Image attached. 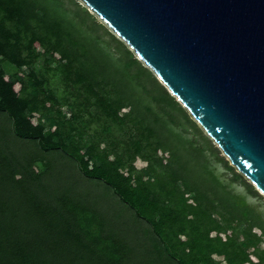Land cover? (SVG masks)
I'll return each instance as SVG.
<instances>
[{
	"label": "trees",
	"instance_id": "1",
	"mask_svg": "<svg viewBox=\"0 0 264 264\" xmlns=\"http://www.w3.org/2000/svg\"><path fill=\"white\" fill-rule=\"evenodd\" d=\"M41 57L45 67L60 73L65 89H74L76 101L47 93V79L34 68ZM2 62L18 71L6 73ZM63 105L73 109L69 117L62 115ZM0 112L9 118V131L34 140L43 152L60 151L81 177L108 185L121 204L112 213L84 192L61 188L55 201L35 199L32 207L51 234L44 236L28 233L22 207L0 203V264H124L127 252L113 247L115 236L107 231L119 232L128 219H114L129 209L174 264H264V218L228 189L208 156L255 197L253 184L202 135L187 109L128 45L76 0H0ZM95 119L106 125L84 142L81 124ZM113 124L125 140L112 139ZM188 129L195 138L186 136ZM9 149L0 140V153ZM136 157L145 161V171L137 172ZM35 159L41 158L33 164ZM35 168L21 170L24 190L47 172Z\"/></svg>",
	"mask_w": 264,
	"mask_h": 264
},
{
	"label": "water",
	"instance_id": "2",
	"mask_svg": "<svg viewBox=\"0 0 264 264\" xmlns=\"http://www.w3.org/2000/svg\"><path fill=\"white\" fill-rule=\"evenodd\" d=\"M264 194V0H81Z\"/></svg>",
	"mask_w": 264,
	"mask_h": 264
},
{
	"label": "rangeland",
	"instance_id": "3",
	"mask_svg": "<svg viewBox=\"0 0 264 264\" xmlns=\"http://www.w3.org/2000/svg\"><path fill=\"white\" fill-rule=\"evenodd\" d=\"M76 1L83 7L87 8V6L81 0H76ZM87 10L92 15H94L95 18L100 23L106 26V24L102 20H100L97 15L92 13L88 8ZM109 31L112 32V30L110 29ZM112 33L116 35L114 32ZM116 37L119 38L117 35ZM132 52L135 54L134 51ZM135 56L137 58L136 54ZM143 65L145 64L143 63ZM51 66L55 67L54 64H52ZM1 67L5 69L6 73L11 75L18 71L13 64H10L8 62H2ZM34 68L35 71L39 73L40 79L41 78L47 79V82L44 84L43 87L47 88L48 94L54 92L55 96L59 99L68 97L71 102L76 101L77 96L76 93L73 91L74 89L73 88L65 89L60 78V73L54 74L52 68L45 67L42 57L35 61ZM21 70L24 71L25 74H27L29 71V69L26 67H23ZM39 96L43 97L44 94L40 93ZM90 111L92 112V114L95 113L94 108H91ZM72 112H73L72 108H70L67 105H63L62 115L65 118L69 117ZM82 114L84 120L88 122V120L90 119L89 113L83 111ZM47 119L48 116L44 115L42 120L45 122L47 121ZM85 121L83 123L81 122L82 123L81 125L85 126L84 128L81 127V132L84 142H86V140H88L91 136H94L95 129H97L98 131H103L102 129L106 125V123L103 120L95 119L90 123H86ZM76 124L80 126L79 123ZM197 125L200 132L202 131L201 132L202 135L204 137L210 138L198 123ZM112 126H113L112 139L117 138L118 140H125L126 136H124L122 131L118 129V126L116 124H113ZM9 127L10 124L7 114L4 112H0V140L4 141V143L7 144L10 148L9 151L1 150L2 152L0 153V203L10 204L15 207L16 206L22 207L21 212H24V216L28 222L27 224H29L28 233L37 232L40 235L45 236L47 234V236H51V234L48 232L45 226H42L43 225L42 220L39 216L40 211L35 212V210H33L32 207H34L33 205L35 204L34 203L35 199H38L37 202H41V203L45 202V200L49 201L51 199L55 201V199H57V196L60 195L61 188H67L68 190L70 189L69 191L71 192L72 191L82 192V193L84 192L85 196H88L90 198V201L95 202L97 204L101 203L104 209L106 206L110 209L109 210L107 208L105 209V211L109 210V212L113 213L116 210H118L116 209L118 208L117 207L118 205L121 206L118 197L114 194V192L110 189L108 185H106L105 183L104 184L94 183V181L90 179L87 180L84 177H81L80 176L81 171L76 170L75 167L76 164L74 165L71 159L68 158L66 155H64L58 150H49L47 152H43L40 150V148L38 147L37 143L34 140L24 139L16 136L13 133V131L11 130L9 131ZM186 136L188 138H192V137L195 138V134H193L189 129L187 130ZM198 140L202 143V140L200 138ZM212 143L218 148V146L215 144L213 140ZM121 144L118 145L119 151H121L122 148ZM164 155L166 156L167 153H164ZM207 155L209 154L207 153ZM220 155L224 157L225 160L228 161L230 166L234 167L221 150H220ZM42 156H44V159H42ZM37 157L41 159H35L33 164V159ZM6 158H9V160L11 159L12 162L6 160ZM47 159L49 160L48 171L45 166L48 163ZM208 159H209L210 167L213 168L214 172L227 185L228 189H230L234 193L244 196L246 198L247 203L250 204L254 209H256V211L259 212L261 216L264 218V194L261 193L253 185L254 190L258 192V196L255 197L250 196L249 194H247L245 188L242 185H240L239 183L231 182L229 180L231 176L230 173L224 175V173H226V169L222 166L221 163L216 161L213 156H208ZM133 163L137 168L136 170H138L137 172H139L140 169L142 168L143 171L144 167L146 166L145 161H142L141 159H139V157H136L133 160ZM9 166L12 167L13 170L6 169L9 168ZM31 166L32 168L36 166L35 169L38 170L39 172H43V171L45 172L47 171V172L44 173L41 179L37 180L36 183H34L33 181L34 179H32L33 182L27 183L26 184L27 189L24 190L23 187L20 185V183H23L24 181L23 173L21 172V170L24 171L26 170L28 172L29 170L32 169ZM234 168L238 172L237 168L236 167ZM28 176H30V174ZM244 179L248 183H252L245 176ZM122 207L127 208L126 205ZM129 210L130 212L128 211L129 213L127 212L126 216L122 215L123 218L119 217L120 219H114L118 223L124 222L126 218L128 219L127 220L128 222L124 224L123 228L119 232H113V230L107 231V234H111L115 236L114 239L116 240L113 242V247L114 246L119 247L120 249H123V251L127 252L128 256L125 259L126 261L124 264H174L173 262H170L171 259H169L168 257L170 253L166 252L165 249L159 246V243L157 239L154 237V235H151L149 232H147V230L144 231V229H146L144 222H142V220H137L136 217H133L131 209ZM214 216L216 218H219L218 215H214ZM130 217L131 219L133 218L137 222H133V221L130 222L129 221ZM34 223L37 226L34 227ZM131 224H134V226L136 225L135 227L137 228L130 230ZM244 227H245L244 225H240L239 229L243 230ZM90 229L93 232H96V225L92 224ZM121 231H123V234ZM62 251L63 250H61L60 253Z\"/></svg>",
	"mask_w": 264,
	"mask_h": 264
}]
</instances>
